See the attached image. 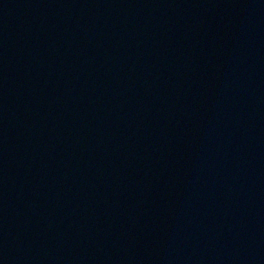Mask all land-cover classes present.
<instances>
[{
    "label": "water",
    "instance_id": "water-1",
    "mask_svg": "<svg viewBox=\"0 0 264 264\" xmlns=\"http://www.w3.org/2000/svg\"><path fill=\"white\" fill-rule=\"evenodd\" d=\"M0 264H264V0H0Z\"/></svg>",
    "mask_w": 264,
    "mask_h": 264
}]
</instances>
